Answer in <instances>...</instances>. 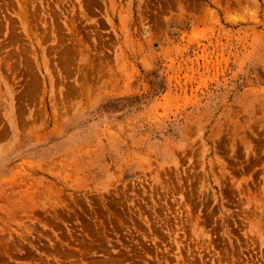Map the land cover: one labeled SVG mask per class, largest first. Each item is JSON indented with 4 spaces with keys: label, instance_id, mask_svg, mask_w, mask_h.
Segmentation results:
<instances>
[{
    "label": "rangeland",
    "instance_id": "rangeland-1",
    "mask_svg": "<svg viewBox=\"0 0 264 264\" xmlns=\"http://www.w3.org/2000/svg\"><path fill=\"white\" fill-rule=\"evenodd\" d=\"M0 264H264V0H0Z\"/></svg>",
    "mask_w": 264,
    "mask_h": 264
}]
</instances>
